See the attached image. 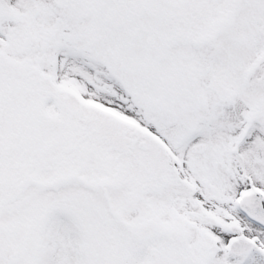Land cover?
Masks as SVG:
<instances>
[{"label":"snow or ice","instance_id":"1","mask_svg":"<svg viewBox=\"0 0 264 264\" xmlns=\"http://www.w3.org/2000/svg\"><path fill=\"white\" fill-rule=\"evenodd\" d=\"M0 264H264V0H0Z\"/></svg>","mask_w":264,"mask_h":264}]
</instances>
